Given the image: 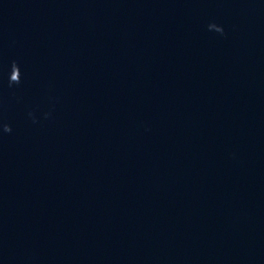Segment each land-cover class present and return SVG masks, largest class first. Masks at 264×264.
Masks as SVG:
<instances>
[{"label": "water", "instance_id": "95a60500", "mask_svg": "<svg viewBox=\"0 0 264 264\" xmlns=\"http://www.w3.org/2000/svg\"><path fill=\"white\" fill-rule=\"evenodd\" d=\"M16 0H0V68Z\"/></svg>", "mask_w": 264, "mask_h": 264}]
</instances>
